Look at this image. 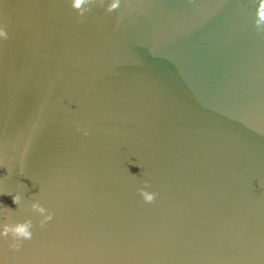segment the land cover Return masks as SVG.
Segmentation results:
<instances>
[{
	"label": "water",
	"instance_id": "95a60500",
	"mask_svg": "<svg viewBox=\"0 0 264 264\" xmlns=\"http://www.w3.org/2000/svg\"><path fill=\"white\" fill-rule=\"evenodd\" d=\"M113 2L0 0L4 264H264V0Z\"/></svg>",
	"mask_w": 264,
	"mask_h": 264
},
{
	"label": "clouds",
	"instance_id": "9594fccd",
	"mask_svg": "<svg viewBox=\"0 0 264 264\" xmlns=\"http://www.w3.org/2000/svg\"><path fill=\"white\" fill-rule=\"evenodd\" d=\"M88 0H72V7L74 9H81L82 4L87 3ZM118 6V0H114V2L110 5L109 11L114 10ZM82 15L83 12L81 11ZM261 18L264 19V12H261ZM7 32L4 31L3 27L0 26V39H6ZM83 134L87 135V129L83 130ZM148 187L147 184L144 185L146 189ZM140 195L144 199L146 203H151L154 200L155 194L145 191L144 189L140 190ZM12 202L17 206H20L22 203L21 194L17 193L13 195ZM28 208L31 212L37 213L44 218V220H50L51 214L46 215V209L42 207L38 202L33 201L28 205ZM32 223L31 220H25L21 222H11L8 218L6 220L0 221V240H3L5 237H8L11 241H13L9 245V251L18 252L20 245L19 242L23 240L31 239L32 232ZM0 264H4L3 257H0Z\"/></svg>",
	"mask_w": 264,
	"mask_h": 264
}]
</instances>
